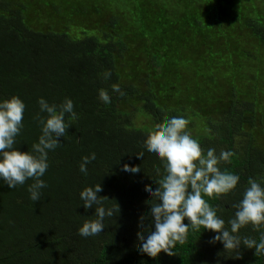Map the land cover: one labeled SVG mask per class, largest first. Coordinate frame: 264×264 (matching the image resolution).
I'll list each match as a JSON object with an SVG mask.
<instances>
[{"label": "trees", "instance_id": "16d2710c", "mask_svg": "<svg viewBox=\"0 0 264 264\" xmlns=\"http://www.w3.org/2000/svg\"><path fill=\"white\" fill-rule=\"evenodd\" d=\"M12 96L26 105L21 151L41 134L39 98L72 99L78 118L65 116L71 125L49 152L39 201L30 199L31 179L11 189L0 181V264H264L254 249L210 244L203 229H189L173 256L138 250L146 190L166 174L144 145L156 125L182 116L205 154L233 152L220 167L240 176L235 190L204 197L226 227L248 181L264 183V0H0V99ZM92 152L84 175L81 158ZM125 163L141 172L123 171ZM96 183L120 210L85 238L77 229L94 210L79 192ZM261 233L250 224L239 231L257 242Z\"/></svg>", "mask_w": 264, "mask_h": 264}, {"label": "clouds", "instance_id": "9594fccd", "mask_svg": "<svg viewBox=\"0 0 264 264\" xmlns=\"http://www.w3.org/2000/svg\"><path fill=\"white\" fill-rule=\"evenodd\" d=\"M104 76L107 79L111 73L106 71ZM112 90L125 95L119 84H113ZM99 99L104 103L111 102L105 89L99 90ZM38 105L35 119L40 124L41 134L30 150L21 151L16 147V138L24 127L26 105L18 96L0 99V181L11 189L31 179L33 183L29 185L28 192L33 202L40 200L41 190L47 187L41 177L49 168V152L60 145V138L65 136L71 125L65 120L66 114L70 120L78 118L72 99L67 97L59 105L50 104L41 97ZM188 124L189 120L182 116L172 117L156 125L144 141L146 150L160 160L166 174L155 181L158 184L155 189L146 190L151 200L149 211L141 221L139 252L152 258L161 252L173 256L175 246L187 241L189 229H203L213 233L209 243L219 242L224 250L239 251L243 246L254 249V254H264V233H261L259 242L239 234L240 229L249 224L253 230L264 227V183L254 179L248 181L243 198L232 205L235 212L227 222L230 227H226L225 220L217 214V208L204 197L218 198L235 190L240 176L220 167L221 162L230 161L233 152L221 150L217 155L215 148H209L205 154L199 141L188 130ZM136 156L143 158L144 153H136ZM95 159L94 152L83 156L79 164L80 173L87 175L88 165ZM122 170L139 174L141 167L125 163ZM102 190V185L96 183L79 192L83 208L94 210V218L85 220L77 229L79 236H97L105 229V219L119 213L117 202L107 206L105 202L109 198L98 195ZM144 221H148L147 226Z\"/></svg>", "mask_w": 264, "mask_h": 264}, {"label": "rangeland", "instance_id": "374dc122", "mask_svg": "<svg viewBox=\"0 0 264 264\" xmlns=\"http://www.w3.org/2000/svg\"><path fill=\"white\" fill-rule=\"evenodd\" d=\"M258 98V97H257ZM263 100V99H262ZM259 102H260V100L258 99V100H255V104H256V107L257 108H259L260 107V105H259ZM262 118H264V115H262L261 116ZM138 122H142V121H144V118L143 117H141L139 120H137ZM145 121H147L146 119H145ZM259 130V129H258ZM260 133H262V131H260L259 133L258 132H256V136H257V141L258 142H260L261 141V139L263 138L262 137V135L260 134Z\"/></svg>", "mask_w": 264, "mask_h": 264}]
</instances>
